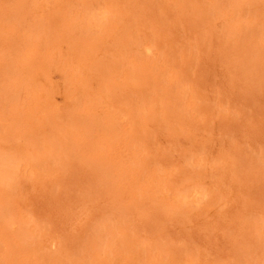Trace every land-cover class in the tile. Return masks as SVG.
Returning <instances> with one entry per match:
<instances>
[{
    "label": "rangeland",
    "instance_id": "rangeland-1",
    "mask_svg": "<svg viewBox=\"0 0 264 264\" xmlns=\"http://www.w3.org/2000/svg\"><path fill=\"white\" fill-rule=\"evenodd\" d=\"M0 157V264H264V0H0Z\"/></svg>",
    "mask_w": 264,
    "mask_h": 264
},
{
    "label": "bare ground",
    "instance_id": "bare-ground-1",
    "mask_svg": "<svg viewBox=\"0 0 264 264\" xmlns=\"http://www.w3.org/2000/svg\"><path fill=\"white\" fill-rule=\"evenodd\" d=\"M96 14H97V13H96ZM106 14H107V13H106ZM101 15H102V14H101ZM90 16H92V14H91ZM102 16H103V15H102ZM93 20H94V19H93ZM93 20H91V17H90V21H91V23H93ZM90 21H89V22H90ZM94 23H95V21H94ZM94 23H93V25H96V23H95V24H94ZM145 51H146V50H145ZM149 52H150V51H149ZM113 118H114V117H113ZM113 118H112V119H113ZM114 120H115V119H114ZM107 122H108V121H107ZM107 122H106V123H107ZM108 123H109V122H108ZM114 123H115V122H114ZM114 123H113V125H114ZM10 159H11V158H5V159H2V158L0 157V160H1V161H0V167L5 168V169H6V168L9 169V167H10V165H11V160H10ZM12 161H13V160H12ZM12 163H13V162H12ZM13 164H14V163H13ZM10 168H11V167H10ZM0 170H1V169H0ZM9 171H10V170H9ZM5 173H7V172H5ZM1 175H3V174L1 173ZM5 177H6V176H5ZM4 180H5V179H4ZM189 187H190V186H189ZM193 188H194V187H193ZM184 189H185V188H184ZM191 189H192V188H191ZM197 189H198V188H197ZM188 190H190V189L188 188ZM188 190H186L185 192H188ZM193 190H194V189H193ZM198 190H199V189H198ZM198 190H197V191H198ZM197 191L194 192V193H197ZM181 192H182V191H181ZM201 193H202V192H201ZM176 194H177V193H176ZM176 194H175V195H176ZM181 194H182V193H181ZM183 194H184V192H183ZM183 194H182L181 196H183V198H185L186 196H184ZM186 194H187V193H186ZM177 195H178V194H177ZM177 195H176V196H177ZM190 196H191V195H190ZM192 196H193V195H192ZM196 196H197V195H196ZM197 197H198V196H197ZM197 197H196V198H197ZM189 199H191V198H189Z\"/></svg>",
    "mask_w": 264,
    "mask_h": 264
}]
</instances>
